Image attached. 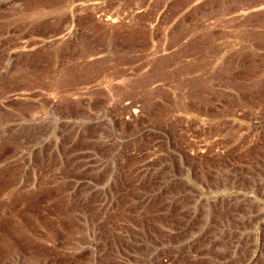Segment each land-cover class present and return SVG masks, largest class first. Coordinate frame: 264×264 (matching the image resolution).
<instances>
[{"label":"rangeland","instance_id":"rangeland-1","mask_svg":"<svg viewBox=\"0 0 264 264\" xmlns=\"http://www.w3.org/2000/svg\"><path fill=\"white\" fill-rule=\"evenodd\" d=\"M0 264H264V0H0Z\"/></svg>","mask_w":264,"mask_h":264}]
</instances>
